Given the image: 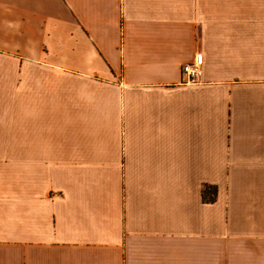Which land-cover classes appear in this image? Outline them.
Returning <instances> with one entry per match:
<instances>
[{
	"label": "crops",
	"instance_id": "0c3cea01",
	"mask_svg": "<svg viewBox=\"0 0 264 264\" xmlns=\"http://www.w3.org/2000/svg\"><path fill=\"white\" fill-rule=\"evenodd\" d=\"M0 264H264V0H0Z\"/></svg>",
	"mask_w": 264,
	"mask_h": 264
},
{
	"label": "built area",
	"instance_id": "2783aa9c",
	"mask_svg": "<svg viewBox=\"0 0 264 264\" xmlns=\"http://www.w3.org/2000/svg\"><path fill=\"white\" fill-rule=\"evenodd\" d=\"M204 56L202 53H197L194 61L185 63L182 66L183 74L186 82L196 83L199 82L203 74Z\"/></svg>",
	"mask_w": 264,
	"mask_h": 264
},
{
	"label": "trees",
	"instance_id": "16d2710c",
	"mask_svg": "<svg viewBox=\"0 0 264 264\" xmlns=\"http://www.w3.org/2000/svg\"><path fill=\"white\" fill-rule=\"evenodd\" d=\"M207 192H209L208 196L211 200L215 199V196H216V190L212 187H210V189H208V191L205 189L204 190V193L206 194Z\"/></svg>",
	"mask_w": 264,
	"mask_h": 264
}]
</instances>
